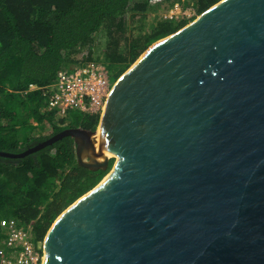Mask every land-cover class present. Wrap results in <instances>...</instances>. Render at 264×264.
Listing matches in <instances>:
<instances>
[{
    "label": "water",
    "instance_id": "1",
    "mask_svg": "<svg viewBox=\"0 0 264 264\" xmlns=\"http://www.w3.org/2000/svg\"><path fill=\"white\" fill-rule=\"evenodd\" d=\"M99 128V141L96 139ZM76 161L110 170L52 222L41 264H264V0H219L112 84Z\"/></svg>",
    "mask_w": 264,
    "mask_h": 264
},
{
    "label": "trees",
    "instance_id": "2",
    "mask_svg": "<svg viewBox=\"0 0 264 264\" xmlns=\"http://www.w3.org/2000/svg\"><path fill=\"white\" fill-rule=\"evenodd\" d=\"M217 1L159 5L191 4L199 15ZM155 6L149 0H0V150L19 153L65 128L95 130L98 113L73 110L57 117L46 108L43 88L59 70L90 60L103 63L115 82L152 43L190 19L158 16L146 28L144 18ZM98 34L105 39L101 50ZM44 123L50 133L36 136ZM111 166L112 159L106 170L78 164L69 136L22 158L0 156V219H16L29 227L35 244L42 243L55 218ZM4 237L0 227V255Z\"/></svg>",
    "mask_w": 264,
    "mask_h": 264
},
{
    "label": "built area",
    "instance_id": "3",
    "mask_svg": "<svg viewBox=\"0 0 264 264\" xmlns=\"http://www.w3.org/2000/svg\"><path fill=\"white\" fill-rule=\"evenodd\" d=\"M162 1L149 0V4L159 5ZM190 11L194 13L191 4L184 6L181 2H173L159 17L168 20L188 18ZM34 87L30 85V88ZM111 87L105 65L90 60L68 70H59L55 79L43 88V94L47 98L46 108L57 117H64L73 110L98 113L100 117ZM0 227L5 234L1 241L0 264H41L42 243L33 242L29 227H24L14 218L0 219Z\"/></svg>",
    "mask_w": 264,
    "mask_h": 264
},
{
    "label": "rangeland",
    "instance_id": "4",
    "mask_svg": "<svg viewBox=\"0 0 264 264\" xmlns=\"http://www.w3.org/2000/svg\"><path fill=\"white\" fill-rule=\"evenodd\" d=\"M164 10H165V6L164 5H158V6H155V9L154 10L149 11L147 13V15L145 16V18H144V23H146L145 24L146 28H147V25L150 22H152L155 19H158L159 14H161ZM189 14H190L188 16V18H190L189 21H192L193 19H191V18H194V17L197 16L196 13H195V11H194V13H193V11H190ZM185 18H187V17H185ZM136 25H137V22H134L133 24H131L132 27H135ZM97 41H98V48H100V50H101V48L105 44V39L103 38V36L101 34H98ZM109 79L111 80L110 73H109ZM113 83H114V81L112 82V84ZM49 133H50V127L46 123H44V125L42 126V128H36V130H35V135L36 136H38L39 134L47 135ZM112 163H113V160H112Z\"/></svg>",
    "mask_w": 264,
    "mask_h": 264
},
{
    "label": "bare ground",
    "instance_id": "5",
    "mask_svg": "<svg viewBox=\"0 0 264 264\" xmlns=\"http://www.w3.org/2000/svg\"><path fill=\"white\" fill-rule=\"evenodd\" d=\"M99 128H100V125L98 126V129H97V135H96L97 141H99Z\"/></svg>",
    "mask_w": 264,
    "mask_h": 264
}]
</instances>
